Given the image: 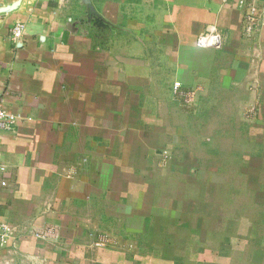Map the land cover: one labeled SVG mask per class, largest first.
<instances>
[{"label":"crops","instance_id":"0c3cea01","mask_svg":"<svg viewBox=\"0 0 264 264\" xmlns=\"http://www.w3.org/2000/svg\"><path fill=\"white\" fill-rule=\"evenodd\" d=\"M253 4L249 33L238 0H0V102L22 117L0 131V264H264ZM211 27L219 49L197 44ZM208 239L214 263L192 254Z\"/></svg>","mask_w":264,"mask_h":264},{"label":"built area","instance_id":"2783aa9c","mask_svg":"<svg viewBox=\"0 0 264 264\" xmlns=\"http://www.w3.org/2000/svg\"><path fill=\"white\" fill-rule=\"evenodd\" d=\"M257 0H238V4L241 7H247L248 13L246 16L247 31L249 33L254 32L257 26L260 24L258 19L257 7L253 4ZM264 2V0H262ZM264 26V21L261 22ZM24 34V25L18 23L15 25L12 36L14 40H20ZM223 40L221 34H219L215 27H211L206 33L202 34L197 39V44L201 47H212L219 49L222 47ZM181 87L180 82L174 84V91L177 92ZM187 101L192 99L187 98ZM22 119L21 115L12 113L4 108L3 104L0 102V131H11L18 122ZM1 159V155H0ZM7 166L0 161V174L4 177L0 184L2 186H7ZM17 230L11 224L7 222L0 221V248L8 247L11 242L16 238Z\"/></svg>","mask_w":264,"mask_h":264},{"label":"rangeland","instance_id":"374dc122","mask_svg":"<svg viewBox=\"0 0 264 264\" xmlns=\"http://www.w3.org/2000/svg\"><path fill=\"white\" fill-rule=\"evenodd\" d=\"M190 101L191 102H189V103L191 104L194 101V99L193 100H190ZM211 125H213V123L212 122H208L207 127L208 126H211ZM197 154L198 155H201L200 153H197ZM164 155L166 156L167 159H170L171 156H172V154L170 152H168V151H165L164 152ZM218 164L223 165V161L222 162H219ZM213 166H214V168H212V169H216L218 165L217 164L216 165L213 164ZM205 209H207V208H205ZM237 212H238V210H237ZM194 218H195V216H194ZM206 218L208 219V223L209 224L207 222H204V226H203L204 227V232H207L208 229H209V231H211V223H212V220H213V216H211L209 218L208 217H205V220H206ZM199 220L201 221V219H198V221ZM197 232L198 233H201V230L200 231H197ZM243 233H244V231H243ZM201 237H202V234H200V236L198 238L201 239ZM243 245H244V243L239 241L237 243V245H236V249L239 250V249L243 248ZM213 246H216V245H215V243L212 240H209L208 239L206 241H198L197 242V245L194 246V247H198V248H200L199 250H205V251H202V253H200L198 251L200 253L199 255H195L194 253H192V254L194 256H197L201 261H204V262H207V263H212V262L214 263V261H217V259H216V256L211 252L212 251L211 249L213 248ZM237 254L239 256V253H237ZM236 256L237 255H235L233 257V259L236 258ZM233 259H232V263H231L229 260H226V259H223L222 258V259H219L218 260V264H235V261H233ZM158 263H160V262H158ZM237 264H241V263H238L237 262Z\"/></svg>","mask_w":264,"mask_h":264}]
</instances>
